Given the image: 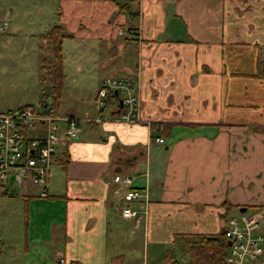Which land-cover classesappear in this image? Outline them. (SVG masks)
Segmentation results:
<instances>
[{
	"label": "crops",
	"instance_id": "crops-1",
	"mask_svg": "<svg viewBox=\"0 0 264 264\" xmlns=\"http://www.w3.org/2000/svg\"><path fill=\"white\" fill-rule=\"evenodd\" d=\"M31 1L26 11L17 0H0V13L8 16V24L12 14L40 19L50 14L52 0ZM57 2V24L70 35L65 39L78 40L82 49L76 72L90 69L98 84L104 76L137 78L141 120L118 121L110 118L117 114L111 110L108 119L96 121L95 104L86 116H78L76 108L59 110L78 119L79 138L83 133L85 138L61 145L67 160L64 166L59 158L52 165L48 197L14 190L0 195L23 200L26 243L32 203L52 207L60 218L52 226L59 224L62 235L50 244L47 264H56L60 254L77 264H125V247L137 231L145 241L218 235L226 204L232 207L228 215L241 207H264V77L258 75L264 0ZM20 30L0 33V112L19 103L8 94L18 83L12 78L20 65L4 49ZM46 31L31 36L37 40ZM90 41L95 59L85 52ZM56 164L62 168L59 177L52 172ZM116 174L129 175L133 187L147 189L145 218L121 217L126 187L112 182ZM0 235L1 254L10 244L1 229ZM28 256L26 263L44 264Z\"/></svg>",
	"mask_w": 264,
	"mask_h": 264
},
{
	"label": "built area",
	"instance_id": "built-area-1",
	"mask_svg": "<svg viewBox=\"0 0 264 264\" xmlns=\"http://www.w3.org/2000/svg\"><path fill=\"white\" fill-rule=\"evenodd\" d=\"M8 18L0 21V31ZM123 32L119 31V35ZM140 83L132 77H107L101 80L94 96L97 110L95 120H105L117 114L118 121L136 123L141 119ZM116 94L114 104L108 98ZM121 102V105L119 103ZM81 129L74 115H63L56 110L53 98L25 103L0 112V195L14 192L48 197V174L61 157V145L79 138ZM162 143L163 138H155ZM113 183L126 187L122 194L120 215L124 219L140 220L148 213L147 189L132 186V177L116 174ZM14 194V193H13ZM143 204L138 208L134 204ZM238 212L224 219L223 235L228 252L224 264H264V214L249 217ZM1 239V235H0ZM56 264H77L63 254Z\"/></svg>",
	"mask_w": 264,
	"mask_h": 264
},
{
	"label": "rangeland",
	"instance_id": "rangeland-1",
	"mask_svg": "<svg viewBox=\"0 0 264 264\" xmlns=\"http://www.w3.org/2000/svg\"><path fill=\"white\" fill-rule=\"evenodd\" d=\"M57 1L52 0L50 14L42 15L41 19L40 16L35 14L20 15L15 18L12 14L9 24L0 31L2 33L4 30L15 26L22 28L19 33H16L15 38L11 40V44L5 46L4 49V52L15 55L14 60H18L20 65L19 72L14 73L12 78V80L18 79V83H15V86L10 89L8 94L12 100L18 98L19 103L18 101H13L10 108L25 104L23 102L36 103L43 97V91L47 93V99L53 98L50 94L49 82L46 84H40L39 82L41 65L42 67H47V62L51 61L50 44L42 40V35L36 40L35 37L31 36V33L36 35L47 29L49 30L50 26L59 23V18L56 14ZM17 2L23 4L22 7L26 11V8L32 4L31 0H17ZM1 11L2 9L0 8ZM4 14L0 13V21L5 18ZM6 17L8 18L7 15ZM3 36L6 37L5 34ZM92 44H94L93 41L88 42L90 49L85 48V52L88 53V58L90 59L94 58L95 52ZM63 50V73L65 77L59 110L60 112H65L68 109L76 108V110H79L78 116H86L89 112H94L92 106L94 105L95 93L99 87L98 81H95L97 78H95L90 69L76 72V56L82 50H80L78 40L65 39ZM42 59L44 64H42ZM79 70H82V67ZM42 73L44 74V72ZM88 116H92V114L90 113ZM84 136V133L81 134L79 139L85 138ZM55 171H57L59 177L62 172L59 164L53 166L52 172L54 175ZM0 206V221L2 222L0 229L4 240L10 244L1 248L0 255H3V257L0 260V264H32V262L26 263L27 255L32 261H44V264H47L50 259V244L52 245L54 238L62 235V228L59 224L52 226V223L54 224L60 220L59 217L53 216L52 207L42 203L31 204L29 219L31 222L29 227L30 240L26 243L24 237L26 231L22 232L23 215L24 210H26L23 200L19 197L0 199ZM238 212L234 210L232 213L238 214ZM245 214L249 217H259L264 214V207L261 209L248 208ZM139 234L142 235L140 231H137V234L132 236L131 249L130 246L126 245L125 247L127 251L124 259L125 264H188V255L184 250L183 242L180 240L172 242L165 238L167 236H161L154 241H145L143 235ZM129 249L130 251H128ZM92 264L95 263L93 262Z\"/></svg>",
	"mask_w": 264,
	"mask_h": 264
},
{
	"label": "trees",
	"instance_id": "trees-1",
	"mask_svg": "<svg viewBox=\"0 0 264 264\" xmlns=\"http://www.w3.org/2000/svg\"><path fill=\"white\" fill-rule=\"evenodd\" d=\"M67 37H70V35L65 33L63 26L60 24H54L45 34L42 35V40L44 42H49L50 44L52 56L51 61L47 62V67H42L41 65L39 82L40 84H46L49 82L48 85L51 89L50 94L53 97L57 111H59L65 77L63 73V41ZM42 64H44L43 59ZM42 72H44V74ZM258 75L264 77V58L259 62ZM42 95L43 97L40 100L47 99L46 92L43 91ZM117 100L118 96L116 94H113L108 98V102L111 105ZM61 156L62 157L59 158V161L64 163L62 164L64 166L67 156ZM231 210L232 207L229 204H226V209L223 214L224 219L229 216L228 214ZM176 240L183 242L184 250L188 255V264H224V258L227 255L228 247L223 232L218 235L210 233L179 235L176 237Z\"/></svg>",
	"mask_w": 264,
	"mask_h": 264
},
{
	"label": "water",
	"instance_id": "water-1",
	"mask_svg": "<svg viewBox=\"0 0 264 264\" xmlns=\"http://www.w3.org/2000/svg\"><path fill=\"white\" fill-rule=\"evenodd\" d=\"M119 105H121V102L119 103ZM245 211H246V207L240 208V212H245ZM227 245H230V241H227Z\"/></svg>",
	"mask_w": 264,
	"mask_h": 264
}]
</instances>
